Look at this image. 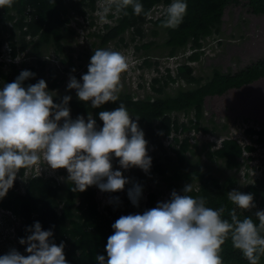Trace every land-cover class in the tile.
<instances>
[{
	"label": "trees",
	"instance_id": "obj_1",
	"mask_svg": "<svg viewBox=\"0 0 264 264\" xmlns=\"http://www.w3.org/2000/svg\"><path fill=\"white\" fill-rule=\"evenodd\" d=\"M100 2L104 3V0H14L12 7L0 8V55L4 47L11 59L23 52L21 54L30 55L35 61V64H26L22 60L18 62L0 60V84L1 81L5 84L14 82L21 71L29 70L35 73V76L24 81V86L27 87L44 79L49 91L60 86L65 80L67 71L78 67L81 68V73H75V77L81 78L86 74L90 61L75 64L69 42L74 30L70 28L69 23L80 15L93 24L96 18L95 12L103 9V6H99ZM139 2L144 8L139 16L133 14L131 7L127 9L128 15H124L123 12L117 13L115 8L107 14L106 18L110 22H105L98 30L92 31L98 39V48L105 47L112 40L123 41L126 32L129 33L131 40H134V35L142 40L146 33L152 37L147 41H141L140 46L147 49L145 52L147 56L142 62L149 65L150 48L153 44L158 45L154 36L158 35L159 29H163L166 37L162 45L164 50L166 48V55L174 56L179 51L186 50L190 52L183 55L173 74L167 67L166 73L152 76L151 87L157 93L145 92L139 96L135 91L123 89L119 93L117 102H108L100 108H92L90 102H82L77 98L76 93H70L71 118L75 119L78 115H83L87 121L88 114L91 113L96 119L97 127L100 128L103 122L99 119L98 113L102 110H114L119 107V103H123L134 120L140 117L138 124L148 141V155L152 159L149 175L162 174L168 180V186L174 189L181 186L182 180L192 184L193 191L189 195L194 198L204 197L206 206L213 209L225 206L224 219L230 221V212L235 209L241 220L251 216L258 224L254 214L258 210H264V175L244 187L236 185L233 174L221 179L212 173L210 167L205 168L201 165L200 152L194 161L187 157L186 151H192L191 143L188 136H179L181 130L210 131V127L201 123L205 96L221 95L231 88H239L264 76V56L235 71H222L219 67H213L206 74L194 73V67L190 63L199 59L202 40L219 32L222 15L227 6L244 3L253 13L264 14V0H185L186 15L182 23L174 29L162 26L165 14L154 19L150 17L153 7L159 5L168 7L172 0H139ZM147 21L150 24L145 28L144 24ZM145 29H148L147 32ZM138 48L139 45L136 44L135 49ZM51 54L59 64L50 62ZM181 80L185 85L181 84ZM169 81L179 82L171 92L165 89ZM139 85L145 86L144 83ZM52 95L54 103H61L65 96L53 93ZM178 112L187 115L192 113L193 117L188 119L189 123H184L177 117ZM171 132H174L172 141L177 142L176 145L174 143L166 145L163 141V138ZM246 132L248 135L258 133L256 141L264 145V127L260 129L248 127ZM212 144L210 141L203 143L202 149L206 148L207 156L220 160L226 169H237L242 164L243 153L251 152L255 148L253 144H241L233 137H224L220 145L211 149ZM194 146L197 144L194 143ZM162 155H164L163 160ZM250 157L251 155H248V158ZM24 170L21 169L18 174L24 176ZM23 178L22 184L16 179L7 195L0 200V211H6L14 219L19 220V224L15 227V240L11 239L8 230H4L6 226H0V235L10 244L15 243L11 249L15 248L24 255L26 251L23 249L26 246L21 245L19 239L26 238L30 234L26 229L38 221L43 230L53 232L52 242L57 246L61 242L64 243V254L68 264H98L95 259L97 255H104L107 259L105 249L108 237L114 232L112 224L122 215L143 214L145 210L154 208V203L161 193L155 189L145 191V181H131L125 186L124 191L102 192L111 202L99 208L94 186L88 187L83 192H72L70 189L74 185L67 180L59 183L54 177L38 174ZM133 183L142 186L139 207L133 206L127 195ZM232 190L253 194L255 207L258 205L259 209L237 210L227 198V193ZM116 197L119 198L118 203ZM10 222L11 219L4 223L9 225ZM7 253L0 252V255ZM221 256L223 264H248L241 252L232 246L230 238L222 246ZM260 264H264V256L261 257Z\"/></svg>",
	"mask_w": 264,
	"mask_h": 264
},
{
	"label": "clouds",
	"instance_id": "obj_2",
	"mask_svg": "<svg viewBox=\"0 0 264 264\" xmlns=\"http://www.w3.org/2000/svg\"><path fill=\"white\" fill-rule=\"evenodd\" d=\"M13 3L14 0H0V8H10ZM129 7L137 16L144 11L139 0H104L100 19L105 20L113 8L128 15ZM186 12L185 0H172L162 26L178 27ZM5 56L9 57L8 53ZM128 68L124 54L98 48L90 58L87 73L80 80L69 77L67 90L74 89L77 98L90 102L92 108L115 103L122 89L121 76ZM34 76L23 70L14 82L0 88V200L13 187L21 169H30L42 161L53 172L67 170L66 180L74 185L72 192H83L94 185L102 192L124 191L131 181L120 170H113L114 158L121 169L149 172L152 159L138 124L140 117L134 120L125 105L119 103L114 110L98 113L103 122L100 128L91 113L87 121L83 115L72 119V97L65 95L61 103H54L44 79L25 87L24 81ZM192 191V184H187L183 194L173 190L169 201L158 202L143 214L122 215L112 224L114 232L105 249L107 259L97 255L98 264H223L222 246L229 238L248 264H260L264 256V210L254 214L258 224L251 216L241 220L235 209L229 221L223 218L225 206L207 207L204 197L189 195ZM127 195L132 205L139 207L142 186L133 183ZM227 198L241 210L255 208L251 193L232 190ZM115 200L119 202L118 197ZM26 231L30 234L19 239L26 246L24 255L10 249L0 255V264H68L65 245L52 242L51 230H43L37 221Z\"/></svg>",
	"mask_w": 264,
	"mask_h": 264
},
{
	"label": "rangeland",
	"instance_id": "obj_3",
	"mask_svg": "<svg viewBox=\"0 0 264 264\" xmlns=\"http://www.w3.org/2000/svg\"><path fill=\"white\" fill-rule=\"evenodd\" d=\"M99 6H104V3L100 2ZM166 8L167 7L159 5V7L151 11L152 15H150V17L154 19L157 16L164 15V10ZM99 11L100 12H95L96 18L93 24H90L89 19H83L80 15H77L69 23L70 28L74 30L69 37V42L75 64L90 61L91 56L94 54V50L98 48V39L92 31L98 30L103 23L110 22L107 18L101 20L100 13L102 10ZM149 24L150 22L147 21L144 24L145 28L148 27ZM147 30L148 29H145V32H147ZM151 37L152 36L145 33L142 40H139L137 35H134V40H131L129 33L126 32L124 33L123 41L112 40L109 41L105 47H100L121 52L128 59L129 68L121 76V90L135 91L139 96H142L145 92L157 93L151 87L152 76L166 73L167 67L173 74L176 65L181 61L183 55L190 52V50H186L179 51L174 56L166 55V48L164 50L162 45L166 33L163 29H159L158 35L154 36L158 45L155 46V44H153L149 51L151 62L149 65L143 64L142 59L147 56V54H145L147 49L141 47L140 43L143 40L147 41ZM123 42H125V44ZM202 43L203 45L200 47L202 52L199 59L190 62L194 67V73L206 74L213 67H219L222 71H235L264 56V14L253 13L244 3L229 5L224 9L219 32L202 40ZM136 44L139 45L138 50L135 49ZM1 50L3 51L0 55L1 61L14 60L18 62V60H22L26 64H35V61L31 58L32 56L21 54L23 52H20L16 59H11L5 56L6 51L4 47ZM162 50L164 51L160 53ZM50 62L59 64L53 54H51ZM75 73H81V68L76 67L74 72L72 70L65 72V80L60 86L58 88H51L49 91L60 96L76 93L74 89L70 91L67 90L69 77L75 76ZM76 78L77 80L81 79L79 77ZM139 83H144L145 86L142 87ZM4 84L5 83L1 81L0 88H2ZM178 84L179 82L177 81H169L165 89L171 92ZM181 84L185 85V82L181 80ZM155 85L158 84L155 83ZM177 117L181 122L189 123L188 119L193 117V115L192 113L187 115L184 112H178ZM201 123L210 127V131L203 132L202 130L196 131L191 129L188 132H183L181 130V135L179 137L188 136L189 143H191L192 151H186L187 157L194 161L197 158L198 152H200L199 162L201 165L205 166V168L210 167L212 173L219 176L221 179L233 174L236 179V185L242 187L246 186L248 183L254 182L256 178H260L264 175V145L256 141L259 135L258 133L248 135L246 132L248 127H253L255 129L264 127V76L239 88H231L221 95L205 96ZM173 133L171 132L168 136L163 138L166 145L170 143H174L175 145L178 144L172 141ZM224 137H233L241 144L249 143L253 144L255 147L251 152L245 151L243 153L244 158H242V164L237 169H226L220 160L207 156L205 152L206 148L202 149V144L209 141L213 143L210 146L211 149L220 145ZM194 143L197 144V146H194ZM248 155H251V157L248 158ZM163 159L164 155H162V160ZM112 164L113 170H120L130 181H145V191L149 189L161 191L154 203V207L157 206L158 202L169 201L173 190L177 193H181L183 189L182 186L187 184L182 180L181 186H177L174 189L168 186V180L164 178L162 174L155 173L151 176L139 168H131L128 170L121 169L116 158L112 160ZM182 169H184V167H182ZM24 172V176H20L19 174L17 176L21 184L24 182L23 177L33 174L54 177L59 183H63L66 180V175H68L66 169H60L54 172L50 169H46V164L43 161L37 166L25 169ZM94 187L96 188L95 197L98 200L99 208H102V205L105 203L111 202L109 197L104 195L97 186L94 185ZM234 207L237 210H241L236 206ZM255 209H259V206L257 205ZM10 219V224L6 225L4 222H9ZM18 224L19 220L14 219L12 215L8 214L6 211H0V226H6L4 230H10L11 239L13 240H15L16 236L15 227ZM14 244L5 241L2 235H0V252H9Z\"/></svg>",
	"mask_w": 264,
	"mask_h": 264
},
{
	"label": "built area",
	"instance_id": "obj_4",
	"mask_svg": "<svg viewBox=\"0 0 264 264\" xmlns=\"http://www.w3.org/2000/svg\"><path fill=\"white\" fill-rule=\"evenodd\" d=\"M161 6H162V5H161ZM157 7H159V6H157ZM155 8H156V7H155ZM155 8H154V9H155ZM165 10H166V9H165ZM165 10H164V12H165ZM98 12H100V11H98ZM150 15H152V14H150Z\"/></svg>",
	"mask_w": 264,
	"mask_h": 264
}]
</instances>
